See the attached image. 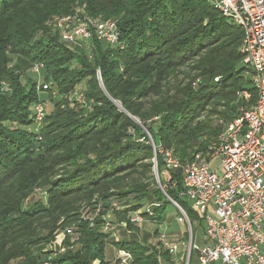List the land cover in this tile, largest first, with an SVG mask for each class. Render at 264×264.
I'll use <instances>...</instances> for the list:
<instances>
[{"label": "trees", "instance_id": "16d2710c", "mask_svg": "<svg viewBox=\"0 0 264 264\" xmlns=\"http://www.w3.org/2000/svg\"><path fill=\"white\" fill-rule=\"evenodd\" d=\"M80 11L115 20L118 42L63 41L51 21ZM242 41V29L208 0H0V85L9 86H0V264H113L107 245L130 254L127 264H171L157 231L159 255L104 230L114 222L107 215L125 223L131 237L140 227L130 213L162 224L170 208L178 211L170 199L197 220L181 196V172L161 177L159 149L182 162L206 154L240 108L256 101ZM84 43L92 45L94 60L73 49ZM7 49L31 66L42 64L53 80H44L54 104L44 110V124L35 118V105L44 103L39 87L23 85L7 69ZM244 91L249 103L240 97ZM72 94L79 99L70 103ZM154 158L164 190L153 172L151 182L126 181L131 174L145 179L137 170L154 171ZM118 195L133 196L121 213L106 205ZM83 203L100 206L97 215L84 219ZM188 237L185 232L180 242Z\"/></svg>", "mask_w": 264, "mask_h": 264}, {"label": "built area", "instance_id": "2783aa9c", "mask_svg": "<svg viewBox=\"0 0 264 264\" xmlns=\"http://www.w3.org/2000/svg\"><path fill=\"white\" fill-rule=\"evenodd\" d=\"M220 14L243 31V63L254 72L253 88L256 101L240 108V116L219 135L206 154L197 153L186 162L176 158L171 150L159 149L169 171L182 174L181 196L185 198L197 220L205 225L202 247L194 244L193 224L184 209L174 202L179 212L178 222L187 225L189 238L179 244L167 243L161 235L164 249L172 256L171 264H264V0H208ZM59 30L61 39L69 43L96 38L111 45L118 42L115 20L89 17L84 12L57 17L50 23ZM43 65L36 63L31 70L40 74ZM48 85L41 86L42 91ZM41 91V90H40ZM80 96V95H79ZM82 97V96H81ZM240 97L249 103L251 93ZM35 118L45 117L43 104L34 107ZM154 176L160 185L157 159ZM153 216L151 211H148ZM140 215L131 222L140 224ZM120 264H127L131 255L117 253Z\"/></svg>", "mask_w": 264, "mask_h": 264}, {"label": "rangeland", "instance_id": "374dc122", "mask_svg": "<svg viewBox=\"0 0 264 264\" xmlns=\"http://www.w3.org/2000/svg\"><path fill=\"white\" fill-rule=\"evenodd\" d=\"M57 17V16H56ZM48 38V36H47ZM105 42V41H103ZM107 43V42H105ZM103 46L105 47L106 45L103 43ZM82 48V49H80ZM73 49H75V51H79L81 52V59H83V57L85 59H89V60H94L93 55H94V49L92 47V45L90 43H84V45L82 44L81 47H74ZM96 52V51H95ZM7 60H8V65H7V69L8 70H12L14 72L15 76H20L18 78V80L23 84V85H30L33 83H36V85H38L39 87V92H40V101L44 102L43 106L44 109L48 111V113H50L51 111H53L54 108V104L53 101L50 100L48 93L44 92V91H40V87L43 84H46L47 82H50L52 84V79L51 76H49V74L47 73V71H44L43 69L40 71V74H34L31 70V63L20 53H13L11 52V49H7ZM77 65L76 62H74V65L71 67L72 72H76L78 71L76 69ZM3 74V73H2ZM44 80H46L47 82H45ZM86 81V80H85ZM83 81V82H85ZM81 82L80 85H78L77 88H79L80 90H83L82 88H84L85 84ZM2 89H9L8 86V82L6 80H2L1 85ZM86 87V86H85ZM69 102H74V99H79L78 95H69L67 96ZM218 109V108H217ZM219 111H223V108H219ZM45 120V119H44ZM44 120L41 121V124H44ZM138 122V121H137ZM139 123V122H138ZM152 125V124H151ZM154 127H156L155 125H153ZM227 129V126L225 128V131ZM142 174H146V178H140L136 175H126V181L131 180V179H136L137 183H147L148 181L151 182L152 176H153V168L148 169V170H144V169H139L137 170ZM123 188H121L120 192L122 191ZM151 189V186H150ZM36 192L38 194L42 193V190L37 189ZM114 193L115 195L118 193L117 192H111ZM39 197V196H38ZM118 197V198H115ZM114 198H111L110 201L108 200V204H106L108 206V209L110 211H116V213H121L122 211H125V203L127 202H131L133 199L132 197H121L115 196ZM173 204V203H172ZM174 205V204H173ZM100 207V206H99ZM97 208V210L94 209V207L92 206H86L83 203V208H82V217H84V219L90 218V217H94V215L99 212L100 208ZM144 210V209H143ZM142 210V211H143ZM113 213L110 212L109 215H107V221L109 222H116V223H111L109 224V227H104V230L106 228H108V230L110 232L113 233V235L117 238H122L124 237V239H135L138 242L143 243L146 246H149L151 248V250L156 254L159 255V248L157 247V242L158 240L154 237L155 235V231H157V233L161 236H165V240L167 243L171 244V243H178L180 246V239L184 236L185 232L188 233L189 235V231H188V227L185 224L179 223L177 218H178V213L175 212V210L170 208L169 213H167L165 215V220L164 223L159 224L157 222L152 223L149 221H146L143 219V221L138 224L140 227V233L138 235V237H131L128 235L127 233V228L124 227L125 223H121L119 222V219H115L112 215ZM131 216L134 215V213H130ZM116 220V221H115ZM193 224V232H194V244L202 247L205 241V225L203 223H201L199 220H193L192 221ZM72 229V228H71ZM70 228L65 229L62 232H59V234H57L53 240V244L51 245L52 250L54 249H58L59 245L58 243H62V241L64 240L63 237V232H69L71 231ZM130 233V232H129ZM189 238V237H188ZM189 242V241H188ZM187 242V243H188ZM183 252V249L179 248L178 253L181 254ZM105 256L107 258L108 261H110L111 263H115V261L117 260V250L112 246V245H107L106 249H105ZM22 261H15L12 262L10 264H21ZM161 264H165V261L162 259L160 261Z\"/></svg>", "mask_w": 264, "mask_h": 264}, {"label": "crops", "instance_id": "0c3cea01", "mask_svg": "<svg viewBox=\"0 0 264 264\" xmlns=\"http://www.w3.org/2000/svg\"><path fill=\"white\" fill-rule=\"evenodd\" d=\"M182 254V253H181ZM181 254H179V256H181ZM179 264H182V262H179Z\"/></svg>", "mask_w": 264, "mask_h": 264}, {"label": "water", "instance_id": "95a60500", "mask_svg": "<svg viewBox=\"0 0 264 264\" xmlns=\"http://www.w3.org/2000/svg\"><path fill=\"white\" fill-rule=\"evenodd\" d=\"M172 202V201H171ZM174 204V202H172ZM175 205V204H174Z\"/></svg>", "mask_w": 264, "mask_h": 264}]
</instances>
